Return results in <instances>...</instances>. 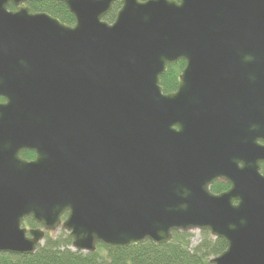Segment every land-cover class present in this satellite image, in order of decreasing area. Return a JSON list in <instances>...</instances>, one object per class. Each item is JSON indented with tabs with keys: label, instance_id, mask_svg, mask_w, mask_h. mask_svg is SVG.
<instances>
[{
	"label": "water",
	"instance_id": "obj_1",
	"mask_svg": "<svg viewBox=\"0 0 264 264\" xmlns=\"http://www.w3.org/2000/svg\"><path fill=\"white\" fill-rule=\"evenodd\" d=\"M39 1L0 0V253L208 230L227 243L211 264H264V0H120L112 23L118 0H51L74 25Z\"/></svg>",
	"mask_w": 264,
	"mask_h": 264
},
{
	"label": "trees",
	"instance_id": "obj_2",
	"mask_svg": "<svg viewBox=\"0 0 264 264\" xmlns=\"http://www.w3.org/2000/svg\"><path fill=\"white\" fill-rule=\"evenodd\" d=\"M146 1V0H140ZM33 11L46 12L58 18L67 25H74L75 18L63 2L41 1L30 4ZM118 0L104 20L112 23L121 8ZM185 67V61L169 65L161 76V86L164 93L177 90L180 75ZM264 174V164L262 165ZM230 185L225 181H217L211 186L213 193L218 194L228 190ZM26 227H35L37 223L32 218L25 221ZM200 240L192 244V232H173L172 240L165 244H155L149 240L125 248H109L97 245L95 252H81L72 249V239L61 230L59 235L47 233L43 242L33 254L18 255L0 253V264H211V259L223 253L227 243L212 236L208 230L200 231Z\"/></svg>",
	"mask_w": 264,
	"mask_h": 264
},
{
	"label": "flooded vegetation",
	"instance_id": "obj_3",
	"mask_svg": "<svg viewBox=\"0 0 264 264\" xmlns=\"http://www.w3.org/2000/svg\"><path fill=\"white\" fill-rule=\"evenodd\" d=\"M45 1H51V0H45ZM39 2H41V1H39ZM31 3H35V2H27V3H25V4H23V6H27V7H29L30 8V11L32 12V13H37V12H41V11H33L32 9H31V6H30V4ZM19 7L18 6H15L14 4H10V6H9V10H11V11H14V10H17ZM7 102V100L5 99V98H3V97H1L0 96V105H2V104H5ZM20 157L23 159V160H25V161H27V162H30V161H33L35 158H36V153L34 152V151H32V150H23L21 153H20ZM221 181V180H220ZM40 226L37 224V226H35V227H29V229H37V228H39Z\"/></svg>",
	"mask_w": 264,
	"mask_h": 264
},
{
	"label": "rangeland",
	"instance_id": "obj_4",
	"mask_svg": "<svg viewBox=\"0 0 264 264\" xmlns=\"http://www.w3.org/2000/svg\"><path fill=\"white\" fill-rule=\"evenodd\" d=\"M61 231V229H58L57 231H55V232H51L52 233V235H54V236H57V235H59V232ZM192 233H193V238H192V244L193 245H196L197 243H198V241L200 240V232L199 231H192Z\"/></svg>",
	"mask_w": 264,
	"mask_h": 264
}]
</instances>
